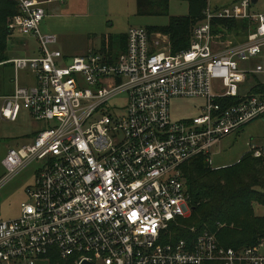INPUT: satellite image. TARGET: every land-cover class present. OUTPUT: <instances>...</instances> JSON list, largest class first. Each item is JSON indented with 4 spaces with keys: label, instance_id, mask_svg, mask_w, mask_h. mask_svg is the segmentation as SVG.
Returning a JSON list of instances; mask_svg holds the SVG:
<instances>
[{
    "label": "built area",
    "instance_id": "1",
    "mask_svg": "<svg viewBox=\"0 0 264 264\" xmlns=\"http://www.w3.org/2000/svg\"><path fill=\"white\" fill-rule=\"evenodd\" d=\"M20 14L14 31L33 37V56L9 61L14 91L0 96V191L25 168L35 181L18 216L0 215V264H264V243L241 251L225 249L205 231L191 244L173 242V228L192 215L183 178L185 164L212 151L228 136L264 117V98L244 93L250 75L264 65V14L253 0L228 6L209 4L195 26L188 49L172 53L155 34L131 28L118 57L110 44L71 60L42 34L43 6L65 0H14ZM250 21L256 26L244 42L216 21ZM21 72L34 84L23 86ZM204 101L200 114L173 120L174 98ZM22 110L54 126L8 143L3 124L18 122ZM31 137L30 143L17 140ZM259 158L262 151L256 150ZM1 213V210H0ZM195 232V229H192Z\"/></svg>",
    "mask_w": 264,
    "mask_h": 264
},
{
    "label": "rangeland",
    "instance_id": "2",
    "mask_svg": "<svg viewBox=\"0 0 264 264\" xmlns=\"http://www.w3.org/2000/svg\"><path fill=\"white\" fill-rule=\"evenodd\" d=\"M204 1L208 5V0ZM236 1L238 0H209V4L216 8L228 6ZM43 8L46 17L40 26L41 33L57 36L60 48L75 57L86 55L87 50L92 47L101 49V43L106 38L118 39L120 35L127 34L131 28H161L168 26L172 19L190 17L195 13L194 9L197 6L194 8L191 0H154L151 4L145 2L140 4L139 0H65L64 3L47 2ZM251 11L264 14V0H258L253 4ZM17 16L9 19L5 26L8 28V47L4 56L9 61L15 57L33 56L38 51L35 38L18 33L17 22L12 31L11 25ZM152 34L156 35V40L161 41V45L168 44V39L163 40L158 36L160 33ZM9 61L0 63V96L10 95L14 91L15 70L12 64H8ZM258 63L264 65V58H253L242 66L251 68ZM256 77L264 82V72L256 74ZM20 80L23 86L30 87L34 84V75L32 72H21ZM256 83L253 78L248 79L242 86L243 92L250 93ZM203 105L204 101L198 98H174L171 102L173 120L195 117L200 114ZM52 126L54 123L48 125L47 122L35 121L27 111L22 110L18 122L3 124L1 133L11 144L15 138L32 135ZM31 137L21 138L16 142L28 144ZM255 148L264 152V117L222 141L212 151L211 166L215 169L232 166ZM3 155L2 152L0 160ZM3 174L0 168V178ZM34 181L35 166L32 165L7 182L0 191L1 218L9 219L19 215L20 204L27 201L24 191L32 186ZM256 214L263 217L264 208L257 205ZM262 242L264 243V239Z\"/></svg>",
    "mask_w": 264,
    "mask_h": 264
},
{
    "label": "trees",
    "instance_id": "3",
    "mask_svg": "<svg viewBox=\"0 0 264 264\" xmlns=\"http://www.w3.org/2000/svg\"><path fill=\"white\" fill-rule=\"evenodd\" d=\"M139 1L140 4H151L154 0ZM191 1L194 8L197 6L192 16L172 19L166 27L147 29L151 34L166 35L174 54L189 48L194 26L205 19V1ZM19 14V6L14 0H0V63L9 61L4 56L8 47V28L5 26L9 19ZM224 30L235 35L237 42H244L256 30V26L247 20L216 21L214 33ZM108 41L111 52L118 57L126 50L127 34ZM250 78L257 82L250 93L264 98V82L259 81L256 75H250L248 79ZM183 178L193 210L189 219L181 221L183 227L173 228V242L186 240L194 244L205 231L216 234L221 247L235 251L253 248L262 242L264 214L263 217L257 215L256 206L264 208V152L257 158L254 151H250L240 162L216 169L211 166L206 156H200L184 165ZM193 228L195 232H192ZM50 264L75 263L72 258L62 260L57 257Z\"/></svg>",
    "mask_w": 264,
    "mask_h": 264
},
{
    "label": "crops",
    "instance_id": "4",
    "mask_svg": "<svg viewBox=\"0 0 264 264\" xmlns=\"http://www.w3.org/2000/svg\"><path fill=\"white\" fill-rule=\"evenodd\" d=\"M257 2H258V0H257ZM108 40H109V39L106 38V40H104V41L101 43V46H100V47L102 48V47L104 46L105 43L108 44V42H109ZM59 44H60V42L58 41V43H57V45H56L55 47H56L57 49L61 50V51L65 54V56H67V57L70 59V58L72 57L71 54L68 53L67 51L61 49ZM92 49H96V48H94V47L89 48V49L87 50L86 54H87L90 50H92ZM80 56H83V55H80ZM75 57H76V56H75ZM72 58H73V57H72ZM228 137H230V136H228ZM225 139H227V138H225ZM225 139H224V140H225ZM224 140H223V141H224ZM221 143H222V142H221ZM240 160H241V159H240ZM240 160L236 161L234 164H236L237 162H240Z\"/></svg>",
    "mask_w": 264,
    "mask_h": 264
},
{
    "label": "water",
    "instance_id": "5",
    "mask_svg": "<svg viewBox=\"0 0 264 264\" xmlns=\"http://www.w3.org/2000/svg\"><path fill=\"white\" fill-rule=\"evenodd\" d=\"M257 3V0H253V4H256ZM83 264H90L88 262H84Z\"/></svg>",
    "mask_w": 264,
    "mask_h": 264
},
{
    "label": "bare ground",
    "instance_id": "6",
    "mask_svg": "<svg viewBox=\"0 0 264 264\" xmlns=\"http://www.w3.org/2000/svg\"><path fill=\"white\" fill-rule=\"evenodd\" d=\"M9 26V25H8Z\"/></svg>",
    "mask_w": 264,
    "mask_h": 264
}]
</instances>
